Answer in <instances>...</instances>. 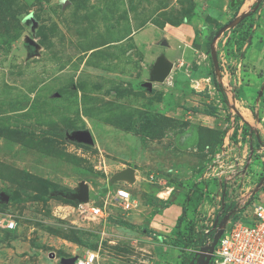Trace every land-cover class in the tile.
Listing matches in <instances>:
<instances>
[{
    "label": "rangeland",
    "instance_id": "obj_1",
    "mask_svg": "<svg viewBox=\"0 0 264 264\" xmlns=\"http://www.w3.org/2000/svg\"><path fill=\"white\" fill-rule=\"evenodd\" d=\"M223 4L0 0V264H67L87 250L99 264H181L196 247L174 246L176 236L199 233L203 246L215 219L231 217L228 205L248 215L264 204V87L237 85L249 75L237 64L252 24L206 48L195 30L197 19L217 32L234 19ZM211 48L228 103L190 74L214 69ZM161 55L173 68L158 82ZM81 181L89 199L76 202L69 193Z\"/></svg>",
    "mask_w": 264,
    "mask_h": 264
},
{
    "label": "built area",
    "instance_id": "obj_2",
    "mask_svg": "<svg viewBox=\"0 0 264 264\" xmlns=\"http://www.w3.org/2000/svg\"><path fill=\"white\" fill-rule=\"evenodd\" d=\"M258 190L264 195V180ZM115 196L126 204L134 203L131 193L125 188L116 189ZM250 206V204H249ZM93 217H101L100 207H92L89 212ZM15 221L6 220L4 227L15 228ZM212 229H206L209 232ZM212 238H207L209 244ZM205 244V245H206ZM211 264H264V204L252 203L248 215L237 209L227 221L211 253ZM74 264H99L96 251L87 250L78 255Z\"/></svg>",
    "mask_w": 264,
    "mask_h": 264
},
{
    "label": "crops",
    "instance_id": "obj_3",
    "mask_svg": "<svg viewBox=\"0 0 264 264\" xmlns=\"http://www.w3.org/2000/svg\"><path fill=\"white\" fill-rule=\"evenodd\" d=\"M256 1L258 0H253L250 3V0H245V2L242 3L240 6H236V5L232 6L230 4V0H223L224 2L223 8L224 10L228 9V13L231 15V17H237L240 14L249 11L252 4ZM242 5L244 7L247 6L248 10L246 9L241 10ZM257 5H258V9L250 16L245 18L246 20L250 21V24H252V26H251L250 34L247 37V42L244 44L242 48L243 56L239 59V63L237 64L239 66L238 69H241L240 67L245 66V68L248 70L247 73H249V75L241 77L243 80L240 79L237 82V85L243 84L244 85L243 87L249 89H254V87L256 86L264 87V0L258 1ZM221 13L222 14H220L217 18V23L219 24L220 23L223 24L225 22V19L228 20L230 18L228 14L226 15V12L223 11ZM194 21H196L199 25L198 27L195 28V30L199 29L200 36L202 37V40L200 41V46L202 48L203 47L206 48L207 45L213 47V45L215 44L214 43L215 40H217L220 34H222L224 31L218 34L216 25L212 28L207 23H204L199 19ZM250 24H248V26ZM190 30H192L191 32H189L190 34H196V31L193 28H191ZM161 44L165 45V43H161ZM193 73H209L210 76H208V78L211 79L212 69L210 70V68L207 67L203 69L200 68L194 71L191 70L190 74ZM194 80L197 81L198 80L197 77H194ZM246 83H248V85ZM249 115L253 117V112H251L250 110H249ZM180 213H181V207H178L177 211L175 212V219L180 215Z\"/></svg>",
    "mask_w": 264,
    "mask_h": 264
},
{
    "label": "water",
    "instance_id": "obj_4",
    "mask_svg": "<svg viewBox=\"0 0 264 264\" xmlns=\"http://www.w3.org/2000/svg\"><path fill=\"white\" fill-rule=\"evenodd\" d=\"M248 12V11H247ZM245 12V13H247ZM242 13L239 16L235 17L234 19L230 20L228 23H226L219 31L218 34H220L222 31H224L227 28H231L234 25L238 24L241 19L243 18L244 14ZM26 42L28 45H35V41L34 39L31 38H27ZM165 43V42H162ZM211 56H212V62L214 65V70L216 72V75H218V64H217V56L216 53L214 51L213 48H211ZM173 64L170 63L164 56H159L157 58V63L154 66V70H153V76L155 81L161 82L163 80H165L166 77H168V75L170 74ZM147 85H151V82H147ZM89 137V135L87 134V138ZM134 170L132 168H128L127 170H123L122 175L125 177H131L133 174ZM264 180V176L262 179V182ZM262 182L260 183V185L262 184ZM70 197L76 201V202H85L89 199V188L88 185L81 181L78 184V188L74 191V192H70L69 193ZM229 216L226 215L224 216V218L221 221H217L215 219L212 228L214 229V233L212 235V240L209 244L203 245L199 248V250L196 252L197 254V259L195 261L194 264H206L208 262V260L211 258V253L214 249V246L219 238V236L221 235V233L223 232V229L228 221ZM78 255H75L73 257L67 258V259H63V261H67V264H74V261L76 260Z\"/></svg>",
    "mask_w": 264,
    "mask_h": 264
},
{
    "label": "trees",
    "instance_id": "obj_5",
    "mask_svg": "<svg viewBox=\"0 0 264 264\" xmlns=\"http://www.w3.org/2000/svg\"><path fill=\"white\" fill-rule=\"evenodd\" d=\"M260 1V0H258ZM258 1L254 2L250 8V10L244 14L243 18L241 19V21L239 22L242 23V21L247 18L248 16H250L252 13H254L257 9H258ZM230 4L233 6V5H236V6H240L242 4L241 0H230ZM213 64V62H212ZM213 68H214V65H213ZM219 68V66H218ZM198 75L195 76V77H208L210 76L209 73H197ZM216 73L214 71V69H212V74H211V80L213 81L214 83V86L216 88V90H218L221 94V97H222V100L225 102V103H228V96H227V92H226V89L224 87V85L222 84L221 81H218L216 80ZM236 117H239V114L238 112L236 113ZM246 125L250 128V131H253V129L251 128V126H249V124L247 122H245ZM258 138V141L260 142V138L259 136L257 135L256 136ZM224 196H225V191H224V194H223V198L222 200H224ZM226 205V204H225ZM229 206V210L231 212V216H234L235 215V212H234V206L233 205H228ZM222 208V206H221ZM185 214H186V208L184 205L181 206V214L178 216V218L176 219V222H175V226H178L180 224V222L185 218ZM154 233V232H153ZM208 235L211 234L213 235V230H209V232H207ZM203 234V233H202ZM200 235L201 234H195V235H190V236H187V237H184L182 235H179V236H176V240L174 241L173 245L176 246L178 243H182L183 244V250H187V247L190 246V245H194L196 247L195 250H192V251H189V252H183V256L181 258V264H189L191 262V258H192V254H194L196 252V250H199L200 246L203 244L201 243L203 241V238H200Z\"/></svg>",
    "mask_w": 264,
    "mask_h": 264
},
{
    "label": "flooded vegetation",
    "instance_id": "obj_6",
    "mask_svg": "<svg viewBox=\"0 0 264 264\" xmlns=\"http://www.w3.org/2000/svg\"><path fill=\"white\" fill-rule=\"evenodd\" d=\"M196 251H198V250H196ZM196 259H197V257H196ZM211 262H212V258H210L206 264H211Z\"/></svg>",
    "mask_w": 264,
    "mask_h": 264
},
{
    "label": "bare ground",
    "instance_id": "obj_7",
    "mask_svg": "<svg viewBox=\"0 0 264 264\" xmlns=\"http://www.w3.org/2000/svg\"><path fill=\"white\" fill-rule=\"evenodd\" d=\"M132 178H134V172H133V174H132V176H131ZM131 177H128V178H131Z\"/></svg>",
    "mask_w": 264,
    "mask_h": 264
}]
</instances>
